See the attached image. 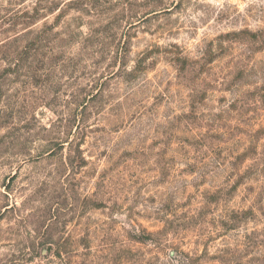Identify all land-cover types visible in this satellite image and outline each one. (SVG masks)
<instances>
[{
    "label": "rangeland",
    "instance_id": "obj_1",
    "mask_svg": "<svg viewBox=\"0 0 264 264\" xmlns=\"http://www.w3.org/2000/svg\"><path fill=\"white\" fill-rule=\"evenodd\" d=\"M0 264H264V0H0Z\"/></svg>",
    "mask_w": 264,
    "mask_h": 264
}]
</instances>
